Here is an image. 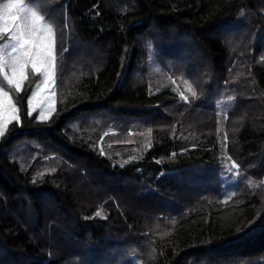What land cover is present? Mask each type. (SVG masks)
Listing matches in <instances>:
<instances>
[{"label": "trees", "instance_id": "trees-1", "mask_svg": "<svg viewBox=\"0 0 264 264\" xmlns=\"http://www.w3.org/2000/svg\"><path fill=\"white\" fill-rule=\"evenodd\" d=\"M25 3L56 112L0 77V264H264V0Z\"/></svg>", "mask_w": 264, "mask_h": 264}, {"label": "snow or ice", "instance_id": "snow-or-ice-1", "mask_svg": "<svg viewBox=\"0 0 264 264\" xmlns=\"http://www.w3.org/2000/svg\"><path fill=\"white\" fill-rule=\"evenodd\" d=\"M3 37H7V42L0 45V77L16 93L21 92L29 72L43 77L42 86L38 84L28 98L27 115L32 117L39 110L38 121L50 120L56 112L57 74L56 38L52 25L45 23L44 17L25 0H10L0 7V38ZM19 112L10 93L0 86V138L5 136L13 121L20 124ZM148 131L151 133V128ZM232 168H238V165L233 164Z\"/></svg>", "mask_w": 264, "mask_h": 264}, {"label": "rangeland", "instance_id": "rangeland-1", "mask_svg": "<svg viewBox=\"0 0 264 264\" xmlns=\"http://www.w3.org/2000/svg\"><path fill=\"white\" fill-rule=\"evenodd\" d=\"M9 2H10V1L0 3V7H3L4 4L9 3ZM44 22L47 23L45 20H44ZM47 24H48V23H47ZM54 33H55V31H54ZM55 38H56V34H55ZM6 42H7V37H3V40L0 42V45H2L3 43H6ZM56 51H57V42H56ZM40 77H41V76H40ZM40 79H41V80L39 81L38 84H40V85L42 86L43 77H41ZM55 91H56V90H55ZM55 99H56V97H55ZM35 114L38 116V115H39V110H37V111L35 112Z\"/></svg>", "mask_w": 264, "mask_h": 264}]
</instances>
